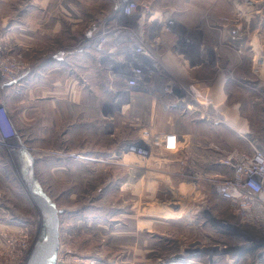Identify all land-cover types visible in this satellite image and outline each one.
Segmentation results:
<instances>
[{"label":"rangeland","instance_id":"1","mask_svg":"<svg viewBox=\"0 0 264 264\" xmlns=\"http://www.w3.org/2000/svg\"><path fill=\"white\" fill-rule=\"evenodd\" d=\"M135 1L171 11L177 33L157 31L156 52L172 56L163 77L129 89L120 76L128 65L117 56L140 28L137 16L120 15V0H0V55L19 56L30 68L21 85H10V106L0 88L14 130L12 148L0 150V264H30L34 248L47 244L53 212L43 201L59 219L49 263L264 264V235L236 226L214 180L229 175L221 163L228 152L264 147V0ZM121 24L133 39L118 45L113 33ZM103 34L108 42L99 50ZM183 37L190 42L183 45ZM176 40L190 67L169 54ZM74 48L90 54L76 59V74L65 69L60 92L40 98L38 87L23 86L45 58ZM214 81L224 83L220 122L197 109L206 95L191 90ZM169 82L170 92L153 89ZM55 99L58 113L50 107L43 122V103ZM226 116L247 129L237 132ZM144 130L178 131L186 147L161 151L141 139ZM131 143L146 146L147 156ZM168 208L184 214L161 216Z\"/></svg>","mask_w":264,"mask_h":264},{"label":"built area","instance_id":"2","mask_svg":"<svg viewBox=\"0 0 264 264\" xmlns=\"http://www.w3.org/2000/svg\"><path fill=\"white\" fill-rule=\"evenodd\" d=\"M120 15L124 17L137 16L136 25L140 30L137 32V41L133 43V38L126 32L127 26L121 24L114 30L116 36L119 35L118 45L126 39L129 41L127 47H132L130 51L121 49L118 59L120 62H126L127 74H120L125 80L127 87H137L144 80H159L164 73L168 71L165 57L156 52L161 42V36L157 31L177 33V18L171 11H155L151 7V2L138 3L135 0H120ZM155 28V29H154ZM154 31V32H153ZM186 45L190 39L185 37ZM108 37L103 34L99 37L96 44L97 49L104 50ZM174 51H170L176 57L181 58L187 65L191 63L190 58L186 55L184 47H181L177 41L173 44ZM111 46L105 52L107 55L112 54ZM119 48V46H118ZM0 47V51H1ZM132 51V52H131ZM123 53V54H121ZM125 55H130L126 57ZM10 57L12 60H10ZM125 58V59H124ZM30 68L24 66L19 56H1L0 55V88L6 85H21V79L29 72ZM153 85V89L171 91V86ZM160 86V87H158ZM187 102V101H185ZM188 107L193 105L186 103ZM13 125L5 106L4 100L0 94V150L2 146L10 148V138L13 136ZM143 141L153 144L161 151L177 154L186 147L187 140L182 133L175 131H150L144 130ZM147 140L151 141L148 142ZM133 153L139 156H147L146 146H137L131 143L128 146ZM12 148V147H11ZM225 167L230 169L228 176L216 175L215 191L231 204L232 213L238 218L236 226L241 228V223H247L250 228L258 230L264 235V147L251 143L249 149H233L228 152L226 157L221 160Z\"/></svg>","mask_w":264,"mask_h":264},{"label":"crops","instance_id":"3","mask_svg":"<svg viewBox=\"0 0 264 264\" xmlns=\"http://www.w3.org/2000/svg\"><path fill=\"white\" fill-rule=\"evenodd\" d=\"M182 40H183V43L186 41L184 37L182 38ZM174 41H173V43H174ZM89 52L90 51H88V50H84V49H80V48L79 49L74 48V49H71L69 51L59 52V53L55 54V56L52 58H45L40 64V68L38 69V72H37L38 73L37 77L35 76L37 73L32 74V77L30 76L26 80H24L23 86H26L27 88H29L32 85L38 87V89H40L39 90L40 93L42 94L40 96V98L46 97L47 93H49V91H52V90H55V92H60L61 88H63V84H64L63 82L65 81V80H62L63 75L67 79V77H66L67 75L65 73L67 70L65 71V69H68L69 71L71 70V72L73 74H76V72L78 71L76 59H84V60L87 59L85 57H87L90 54ZM84 55H86V56H84ZM186 66H187V64H186ZM49 71H51V72H49ZM56 71H58L59 73ZM261 75L264 77L263 73H261ZM263 77H262V79H264ZM27 83H28V85H27ZM217 84L219 85L218 87H217ZM217 84L214 81L213 84H210V85L204 84V86L198 87V89H191L192 91H197V92H194L196 94H200L203 96H204V94L206 95V97H204L203 100H197V104L199 103V105L197 106L198 108L197 107L196 108L198 110L199 109L203 110L204 113L206 114L207 120L213 119L214 122L222 121V117H223L221 107H220V105H221L220 100L221 99L219 98V96L221 97V95H222L224 83L222 85L220 82ZM10 85L4 86V88H6L7 93H8V96L6 98L8 104L10 102V89L14 90V88H12V86H10ZM52 86L54 89H50V87H52ZM189 88H190V86H189ZM71 91L74 95L75 86H72ZM70 94H71V92H70ZM73 97L75 98V95ZM59 102L60 101H58V99H55L51 103L46 101L43 103L44 105L42 104L44 109L41 110L42 114H40V118H42L43 122H47L48 115L52 116V110L50 109V107L54 106V109H53L54 114L58 113L57 106H58V104H60ZM71 103H73V104L76 103V100H74V102H73V99H72ZM8 104H7V106H8ZM194 105L196 106V104H194ZM9 106H10V104H9ZM48 107H49V109H47ZM226 120H229V122L232 123V127L237 132L243 130L241 126H244L245 129H247V125L244 123H239L238 120H235L233 118H228L227 116H226ZM236 121H237V123H236ZM225 122L227 124H229L227 121H225ZM175 132H178V131H175ZM248 132H249L248 130H245V132H243V133L246 134ZM13 218H15L14 212L12 211V209L10 207V227H12V228L14 227V224H15V220ZM16 218H18V217H16ZM16 223L18 224L19 222H16ZM50 264H53V263H50Z\"/></svg>","mask_w":264,"mask_h":264},{"label":"water","instance_id":"4","mask_svg":"<svg viewBox=\"0 0 264 264\" xmlns=\"http://www.w3.org/2000/svg\"><path fill=\"white\" fill-rule=\"evenodd\" d=\"M45 208L51 210L53 212V227L50 230V233L47 238V244L44 246H37L34 248L30 264H50L49 260L54 256L56 251L58 250L59 246V239H58V216L57 210L49 205L44 203Z\"/></svg>","mask_w":264,"mask_h":264},{"label":"bare ground","instance_id":"5","mask_svg":"<svg viewBox=\"0 0 264 264\" xmlns=\"http://www.w3.org/2000/svg\"><path fill=\"white\" fill-rule=\"evenodd\" d=\"M235 35H236V37L240 40V38H241V36L240 35H237V33H235ZM242 35V34H241ZM100 36V35H99ZM125 41V40H124ZM128 41V40H127ZM97 42H98V40H97ZM96 42V43H97ZM238 42H240V41H237V44H238ZM113 45V44H112ZM128 46V45H127ZM240 46V45H239ZM122 47V46H121ZM118 48V47H117ZM123 48V47H122ZM132 47H126L125 48V51H130V49H131ZM132 52V51H131ZM121 54H123V53H121ZM174 55V54H173ZM126 57H129L130 55H125ZM166 57H168L169 58V60H170V57H172V56H166ZM174 57V56H173ZM125 59V58H124ZM165 60L166 61H168L167 60V58H165ZM256 60V59H255ZM169 63H171V61H168L167 62V64H168V66L170 67V65H169ZM259 65V64H258ZM257 65V66H258ZM256 66V69H257V71L258 72H260L261 71V69H262V67L259 65L258 67ZM164 68H166L165 67V65H164ZM167 69V68H166ZM122 71V70H121ZM173 89V88H172ZM186 95V94H185ZM197 95V94H196ZM200 96H202V95H200ZM190 97H192V96H190ZM197 98V97H196ZM200 98H202V97H200ZM191 99V98H190ZM194 100V99H193ZM181 105V104H180ZM228 118H230V117H228ZM183 214H184V212H182V211H179V210H177V209H170V208H168V209H164V211H163V213H162V215L161 216H163V217H180V216H183Z\"/></svg>","mask_w":264,"mask_h":264},{"label":"flooded vegetation","instance_id":"6","mask_svg":"<svg viewBox=\"0 0 264 264\" xmlns=\"http://www.w3.org/2000/svg\"><path fill=\"white\" fill-rule=\"evenodd\" d=\"M234 32H235V31H234ZM237 37H238V36H237ZM237 37H236V39H238ZM237 41H239V39H238Z\"/></svg>","mask_w":264,"mask_h":264}]
</instances>
